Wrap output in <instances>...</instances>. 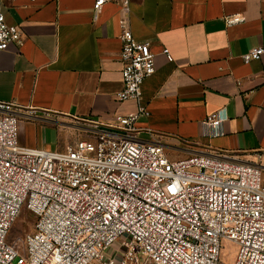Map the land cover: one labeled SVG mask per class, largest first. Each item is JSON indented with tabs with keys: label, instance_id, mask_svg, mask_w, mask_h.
Instances as JSON below:
<instances>
[{
	"label": "built area",
	"instance_id": "2783aa9c",
	"mask_svg": "<svg viewBox=\"0 0 264 264\" xmlns=\"http://www.w3.org/2000/svg\"><path fill=\"white\" fill-rule=\"evenodd\" d=\"M109 1L129 3L93 0L95 10ZM21 41L20 26L0 12V51ZM120 42L116 99L134 100L136 112L113 124L76 119L79 137L62 150L21 145L19 122L37 111L0 101V264H221L223 241L236 247L232 264H264V167L217 154L171 159L162 145L137 141V118L149 114L141 85L155 55L125 24ZM262 54L254 46L241 58ZM225 118L209 114L202 134L222 135ZM22 211L34 223L20 250L7 235Z\"/></svg>",
	"mask_w": 264,
	"mask_h": 264
},
{
	"label": "crops",
	"instance_id": "0c3cea01",
	"mask_svg": "<svg viewBox=\"0 0 264 264\" xmlns=\"http://www.w3.org/2000/svg\"><path fill=\"white\" fill-rule=\"evenodd\" d=\"M0 12L22 32L20 44L0 51V101L37 111L19 122L21 145L62 150L79 137L76 119L113 124L136 112L134 100L116 99L125 24L155 55L141 85L149 114L137 118L133 137L162 145L171 159L217 154L264 167V54L241 58L264 46V1H109L96 11L93 0H0ZM233 15L242 20L226 24ZM217 110L223 133L204 136L201 122Z\"/></svg>",
	"mask_w": 264,
	"mask_h": 264
},
{
	"label": "rangeland",
	"instance_id": "374dc122",
	"mask_svg": "<svg viewBox=\"0 0 264 264\" xmlns=\"http://www.w3.org/2000/svg\"><path fill=\"white\" fill-rule=\"evenodd\" d=\"M48 131L51 136H55L57 128L50 127ZM75 140V137H70L67 143H73ZM54 143L56 144V141H54ZM165 187L168 186L165 185ZM33 223L34 217L26 211H22L12 224L7 235V241L16 247H19L21 250L23 247L24 236L32 230ZM235 251V245L231 242L223 241L220 254L221 264H232L235 258Z\"/></svg>",
	"mask_w": 264,
	"mask_h": 264
}]
</instances>
